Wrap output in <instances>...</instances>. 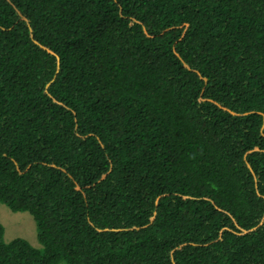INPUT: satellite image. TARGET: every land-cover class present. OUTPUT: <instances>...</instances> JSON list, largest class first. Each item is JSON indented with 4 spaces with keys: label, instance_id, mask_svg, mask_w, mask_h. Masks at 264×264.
I'll use <instances>...</instances> for the list:
<instances>
[{
    "label": "trees",
    "instance_id": "16d2710c",
    "mask_svg": "<svg viewBox=\"0 0 264 264\" xmlns=\"http://www.w3.org/2000/svg\"><path fill=\"white\" fill-rule=\"evenodd\" d=\"M0 264H264V0H0Z\"/></svg>",
    "mask_w": 264,
    "mask_h": 264
},
{
    "label": "rangeland",
    "instance_id": "374dc122",
    "mask_svg": "<svg viewBox=\"0 0 264 264\" xmlns=\"http://www.w3.org/2000/svg\"><path fill=\"white\" fill-rule=\"evenodd\" d=\"M0 223L4 228V242H9L14 238H21L27 241L31 246L39 248L35 222L28 213H14L6 206L0 204Z\"/></svg>",
    "mask_w": 264,
    "mask_h": 264
}]
</instances>
